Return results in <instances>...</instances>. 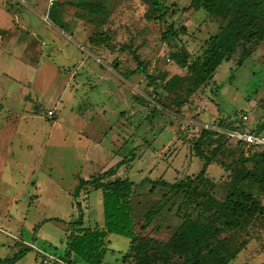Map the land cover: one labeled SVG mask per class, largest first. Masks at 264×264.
Instances as JSON below:
<instances>
[{
	"label": "rangeland",
	"instance_id": "374dc122",
	"mask_svg": "<svg viewBox=\"0 0 264 264\" xmlns=\"http://www.w3.org/2000/svg\"><path fill=\"white\" fill-rule=\"evenodd\" d=\"M10 1L21 21L12 20L15 24L9 30L17 32L23 44L33 43L49 62L40 70L36 86L40 97L32 92V98H24L30 95L26 83L34 74L33 56L30 62H34L28 64L32 68L15 65L13 75L24 79L13 88L16 96L5 97V102L0 98V133L6 122L14 131L7 142H0L4 159L0 160V259H12L24 250L11 264H42L41 251L66 255L68 223L82 211L85 228L103 227L102 189L79 182L112 168L116 171L112 178L127 177L135 183L133 218L139 236L168 242L200 230L209 217L196 219V203L207 198L203 189L199 186L192 196L172 192L164 196L168 189L157 181L173 182L203 168L188 133L190 119L233 123L248 115L246 130L264 122V40L241 66L239 47L208 85L187 97L178 114L174 96L164 89L159 75L187 74L172 54L184 50L191 59L200 55L207 40L226 23L221 17L191 8L192 0H160L166 8L162 18H156L149 0H56L55 5L49 0ZM171 25L176 30L185 25L187 33L171 38L167 35ZM43 33L47 37L41 39ZM139 61L146 71L125 77ZM149 75L157 78L156 84L149 83ZM18 110H24V117L14 116L12 111ZM49 110H54L53 117ZM24 131L35 132L33 143ZM254 150L223 138L222 149L208 168L213 179L209 186L213 184L217 198L224 200L242 183L264 209V192L242 179L253 165L248 152ZM163 202V209L142 229L146 212ZM238 232L225 230L220 235L251 238L248 249L230 264H264V213L251 220L243 237ZM106 240L101 264H135L132 256L124 257L131 238L109 233ZM166 256L160 264H181L185 259L175 252Z\"/></svg>",
	"mask_w": 264,
	"mask_h": 264
},
{
	"label": "trees",
	"instance_id": "16d2710c",
	"mask_svg": "<svg viewBox=\"0 0 264 264\" xmlns=\"http://www.w3.org/2000/svg\"><path fill=\"white\" fill-rule=\"evenodd\" d=\"M149 1L157 14L156 18L164 17L166 8L161 1ZM190 7L203 8L208 13L221 17L226 23L221 26L219 32L207 40L203 52L196 58L191 59L188 52L184 50L172 54L173 60L178 65L187 68V74H175L169 77L168 72H163L159 75V78L164 82V89L174 96L175 112L178 114L182 113L187 97L208 85L219 66L225 60L231 59L239 47H242V54L238 61V65L241 66L264 40V0H192ZM182 33H187L185 25L179 30L171 25L167 30V35L171 38L178 37ZM92 41L94 42V39ZM136 70L145 72L144 63L139 61L137 68L130 70L127 76H124H133L137 73ZM149 80L152 85L157 82V78L152 75H149ZM162 104L164 107H168L167 101H163ZM153 110L159 109L154 108ZM248 120L249 117L247 120L239 118L233 123L218 121L213 124L227 129L246 130L248 127L245 125ZM249 130L255 131L257 134H264V122L256 129ZM224 137L226 135L223 133L197 125L195 134L190 139L193 141L196 156L204 161L203 168L196 175H187L173 182L165 178L157 181L159 185L168 189L164 196L168 192H172L173 195L183 193L184 196H192L199 186L203 189L202 193L207 198L196 203L195 209L199 214L196 219L208 215V222L192 236L180 234L177 239L168 242L151 236H139L133 218L132 197L135 183L127 177L112 178L116 175L115 169L112 168L102 172L101 176L97 178H82L80 180L79 186L102 189L105 224L103 227L85 228L82 211L78 219L68 223L66 255L62 257L72 264H78L80 260L89 264H101L106 253L108 234L116 233L132 239L129 251L124 257L130 259L132 256V259L136 260L135 264H160L161 260L168 257L166 255L169 252L183 255L185 259L181 264H229L245 249L251 238L245 241V239L236 238L234 235L220 237L221 233L225 230L232 232L237 229L239 237L240 235L243 237L248 231L251 220L259 213H264V209L255 195L244 189L242 183L230 189L224 200H220L213 193V188H211L213 184L209 186L213 179L209 176L208 168L221 151ZM227 140L230 139L227 138ZM237 143L244 144L243 141ZM248 146L255 149L254 152H248V158L253 165L242 175V179L257 185L264 192V147L250 144ZM205 147L211 150L210 154ZM164 203H156L146 212L147 223L141 227L142 229H146L148 223L159 214ZM25 251H20L19 255L12 259H0V264L13 263Z\"/></svg>",
	"mask_w": 264,
	"mask_h": 264
},
{
	"label": "crops",
	"instance_id": "0c3cea01",
	"mask_svg": "<svg viewBox=\"0 0 264 264\" xmlns=\"http://www.w3.org/2000/svg\"><path fill=\"white\" fill-rule=\"evenodd\" d=\"M14 3H12L10 0H0V81L3 80L1 86H0V98H3V101L5 102V97H9L12 99L11 96H16L17 89H13L16 84H23V78H17V75H13V70H15L16 64H22L24 65L26 63L27 67L32 68L33 66H29L31 62H34L33 59L30 62L31 58L33 56L34 60H36V64L34 68V74L31 76L30 81H28L26 84L30 87V95H25L24 98L26 101H28L30 98H32V92L36 95V97H40V91L36 88V86L39 85V81L41 80V72L40 70L46 66H48V58L46 55H43L40 50L36 49L33 43L28 42L27 45L23 44L25 40L21 41V36L17 32L10 31L9 29L15 24V22L21 21V19L17 16V14H13L14 10ZM17 17V18H16ZM44 19H49L48 16L44 15ZM14 20L15 22H13ZM8 24V26H7ZM23 30H25L23 28ZM27 32H30L28 30ZM47 37L46 33H43L41 35V39H44L45 36ZM49 36V35H48ZM36 37L40 38L39 34L36 35ZM20 49V52L18 51ZM36 53V54H35ZM6 86V87H2ZM6 89V92H5ZM15 90L16 93H12ZM9 95V96H8ZM43 99V96L41 97ZM14 113V116L24 117V110H18V111H12ZM11 112V113H12ZM12 115V114H11ZM29 115V114H28ZM7 126L4 127L0 133V142L1 141H8L10 139V136L13 132L9 129L8 122ZM25 137L27 138L29 143L34 142V137L36 136L35 132L31 135H27V133L23 132ZM2 161V158H0ZM0 161V162H1ZM4 162V159L3 161ZM248 249V248H246ZM246 249H243L238 255H240L243 251ZM264 252V250H262ZM238 257V256H237ZM236 257V258H237ZM235 258V259H236ZM233 261V260H232ZM231 261V262H232ZM230 264V263H229Z\"/></svg>",
	"mask_w": 264,
	"mask_h": 264
},
{
	"label": "built area",
	"instance_id": "2783aa9c",
	"mask_svg": "<svg viewBox=\"0 0 264 264\" xmlns=\"http://www.w3.org/2000/svg\"><path fill=\"white\" fill-rule=\"evenodd\" d=\"M50 5H53L56 0H49ZM48 114L50 117H53L54 110H49ZM244 120L248 119V115L242 116ZM190 125V129L188 130L190 138H192L195 134V131L197 129V125H202L205 128H211L217 132L223 133L226 135L227 138L230 140L235 141H243L244 143L255 145V146H262L264 147V134H257L255 131L250 130H236V129H227L224 128L218 124H209L207 122H200L197 120L190 119L188 121ZM43 254V257L41 259L42 264H72L64 257L54 254V253H47L44 251H41Z\"/></svg>",
	"mask_w": 264,
	"mask_h": 264
}]
</instances>
